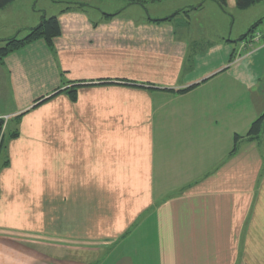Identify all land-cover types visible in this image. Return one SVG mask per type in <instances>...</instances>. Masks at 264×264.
<instances>
[{
    "label": "crops",
    "instance_id": "crops-1",
    "mask_svg": "<svg viewBox=\"0 0 264 264\" xmlns=\"http://www.w3.org/2000/svg\"><path fill=\"white\" fill-rule=\"evenodd\" d=\"M224 1L70 5L52 47L0 59V264H264V40L239 59L237 28L262 14Z\"/></svg>",
    "mask_w": 264,
    "mask_h": 264
},
{
    "label": "rangeland",
    "instance_id": "rangeland-1",
    "mask_svg": "<svg viewBox=\"0 0 264 264\" xmlns=\"http://www.w3.org/2000/svg\"><path fill=\"white\" fill-rule=\"evenodd\" d=\"M86 3L89 4V8L85 6H83V8H88L87 10L91 14L94 13V8L99 9L102 14H107L110 11H121L126 7V5L123 7L124 4H130L129 0H26L25 2H23L24 7L21 5L17 6L16 9H19L18 11H16L15 8H12V10L6 11L5 13H0V34H7L11 30H13L15 24L21 21V19L26 18L25 15H29L31 18L33 17V15H40L41 17L50 18L53 17V14H56L60 9H64L74 4ZM25 5H27L26 9ZM76 7L78 6H75L74 8ZM258 7V12L262 14L260 17L262 22L257 26L256 30L264 31V0H261L258 3ZM193 17L192 29L197 30L202 35H205L208 38H215L225 30V27L223 28V25L221 23L219 24L215 22V19L212 15H202L199 18H195V16ZM243 24L244 23L240 24L239 22L237 28H241L240 32H242V35H245L248 32V28L250 27H248L247 29H243ZM234 37L237 38L235 35ZM7 120V118L3 119L4 126L2 129V133L0 134V142L2 141V139H6L5 132L7 128ZM111 262L112 259H109L108 261H103L102 264H111Z\"/></svg>",
    "mask_w": 264,
    "mask_h": 264
},
{
    "label": "trees",
    "instance_id": "trees-1",
    "mask_svg": "<svg viewBox=\"0 0 264 264\" xmlns=\"http://www.w3.org/2000/svg\"><path fill=\"white\" fill-rule=\"evenodd\" d=\"M16 0H0V10L5 9L7 6L15 2ZM261 0H236L237 3V8L241 11L249 9L251 6H253L255 3L260 2ZM144 2L146 0H129V5H141L144 6ZM219 4L221 6H225V1L224 0H218ZM115 15H108V17H115ZM170 19V18H169ZM168 19V20H169ZM255 24L249 32L244 35L243 37L240 38L238 42H242L246 39H248L253 32L256 30L257 26L261 23ZM61 35V28L59 25V21L57 17H42L41 23L39 26H37L34 29L29 30L28 35L24 39H18L17 37H13L11 39H8L5 41V46L0 49V59H4L8 55L22 49L26 45L33 43L38 40H44L50 47L53 45V41L55 38L59 37ZM236 59V56L233 54L232 56V61L233 63ZM68 94L71 96L72 99H77V89L73 88L71 90L67 91ZM4 126V121L0 119V134L2 133V129ZM264 126V115L261 116L259 119H257L251 126V129L248 133L249 138H257L260 136ZM18 133H14L11 138H17ZM240 139L239 136L236 137V140ZM5 139H2L0 142V159L5 158ZM8 162L7 160L4 161V165L2 166H7Z\"/></svg>",
    "mask_w": 264,
    "mask_h": 264
},
{
    "label": "built area",
    "instance_id": "built-area-1",
    "mask_svg": "<svg viewBox=\"0 0 264 264\" xmlns=\"http://www.w3.org/2000/svg\"><path fill=\"white\" fill-rule=\"evenodd\" d=\"M263 40H264V31L255 30L248 39L241 42L240 53L238 55L239 59L243 58L247 54L245 51L246 48H250V52L254 51V45L256 43L259 44Z\"/></svg>",
    "mask_w": 264,
    "mask_h": 264
}]
</instances>
